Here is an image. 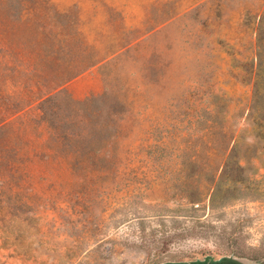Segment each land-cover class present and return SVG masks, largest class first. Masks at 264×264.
<instances>
[{
    "label": "rangeland",
    "instance_id": "obj_1",
    "mask_svg": "<svg viewBox=\"0 0 264 264\" xmlns=\"http://www.w3.org/2000/svg\"><path fill=\"white\" fill-rule=\"evenodd\" d=\"M258 24L264 0H0V264H264Z\"/></svg>",
    "mask_w": 264,
    "mask_h": 264
},
{
    "label": "trees",
    "instance_id": "obj_2",
    "mask_svg": "<svg viewBox=\"0 0 264 264\" xmlns=\"http://www.w3.org/2000/svg\"><path fill=\"white\" fill-rule=\"evenodd\" d=\"M261 29L263 28H259L258 24L260 33H258L256 37L255 61L253 62V68L250 70V77L253 85L252 100H264V35L261 34ZM236 149L237 144L231 148L230 153L224 161L222 172L214 185L213 196H217L224 192V195L222 194L220 196L221 202L226 199L224 196H226L225 194L229 191L230 186L235 185L237 182L241 183L243 179L242 173L244 171V166L235 155ZM226 181L228 182V186L223 185Z\"/></svg>",
    "mask_w": 264,
    "mask_h": 264
},
{
    "label": "water",
    "instance_id": "obj_3",
    "mask_svg": "<svg viewBox=\"0 0 264 264\" xmlns=\"http://www.w3.org/2000/svg\"><path fill=\"white\" fill-rule=\"evenodd\" d=\"M157 264H254L250 260L235 254H223L214 256L206 254L202 257L187 260H166Z\"/></svg>",
    "mask_w": 264,
    "mask_h": 264
}]
</instances>
